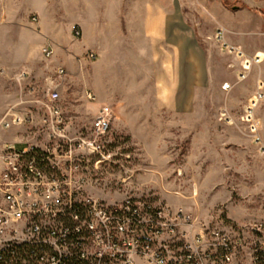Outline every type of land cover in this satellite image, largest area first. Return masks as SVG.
I'll return each mask as SVG.
<instances>
[{"label": "rangeland", "instance_id": "obj_1", "mask_svg": "<svg viewBox=\"0 0 264 264\" xmlns=\"http://www.w3.org/2000/svg\"><path fill=\"white\" fill-rule=\"evenodd\" d=\"M26 7L0 0V119L57 91L68 133L77 135L105 103L114 114L110 156L88 193L110 203L153 198L184 210L197 229L264 223V0H174L190 44L170 55L118 24L106 34L105 56L84 68L87 82L81 69L69 72L33 49L39 17ZM180 65L187 91L175 98ZM30 132L0 130V148H24Z\"/></svg>", "mask_w": 264, "mask_h": 264}, {"label": "built area", "instance_id": "obj_2", "mask_svg": "<svg viewBox=\"0 0 264 264\" xmlns=\"http://www.w3.org/2000/svg\"><path fill=\"white\" fill-rule=\"evenodd\" d=\"M42 54L49 59L54 50ZM87 98L96 101L91 91ZM60 99L54 91L0 119L1 131L29 126L35 134L22 149L0 148V264H264L262 222L197 229L184 210L153 198L110 203L88 193L110 156L113 109L103 105L91 126L70 135Z\"/></svg>", "mask_w": 264, "mask_h": 264}, {"label": "crops", "instance_id": "obj_3", "mask_svg": "<svg viewBox=\"0 0 264 264\" xmlns=\"http://www.w3.org/2000/svg\"><path fill=\"white\" fill-rule=\"evenodd\" d=\"M24 3L27 12L39 17L41 35L33 49L42 52L43 47H51L54 50L51 61L69 72L81 69V79L86 82L88 75L84 68L92 60L90 54L105 56L106 34L114 27L117 32L118 24H125L129 32L141 34L155 48L160 47L159 54L162 51L172 54L176 44H190L189 28L176 23L174 0H24ZM76 30H80L82 42L75 41ZM181 73L180 65L175 98L187 91Z\"/></svg>", "mask_w": 264, "mask_h": 264}]
</instances>
